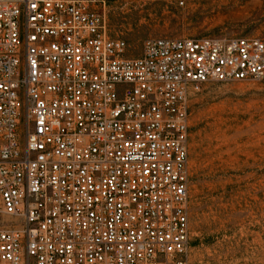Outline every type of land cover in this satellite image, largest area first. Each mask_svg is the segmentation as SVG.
<instances>
[{
    "label": "built area",
    "instance_id": "2783aa9c",
    "mask_svg": "<svg viewBox=\"0 0 264 264\" xmlns=\"http://www.w3.org/2000/svg\"><path fill=\"white\" fill-rule=\"evenodd\" d=\"M127 50L92 1L0 0V264H189L193 100L264 40Z\"/></svg>",
    "mask_w": 264,
    "mask_h": 264
},
{
    "label": "rangeland",
    "instance_id": "374dc122",
    "mask_svg": "<svg viewBox=\"0 0 264 264\" xmlns=\"http://www.w3.org/2000/svg\"><path fill=\"white\" fill-rule=\"evenodd\" d=\"M139 57L152 37H258L264 0H88ZM189 264H264V79L211 82L192 103Z\"/></svg>",
    "mask_w": 264,
    "mask_h": 264
}]
</instances>
